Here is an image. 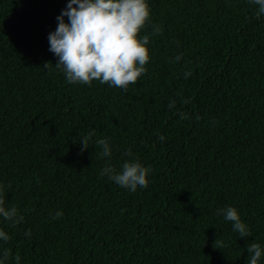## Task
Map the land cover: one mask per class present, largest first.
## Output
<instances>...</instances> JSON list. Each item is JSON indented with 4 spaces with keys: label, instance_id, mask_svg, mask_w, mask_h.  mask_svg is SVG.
<instances>
[{
    "label": "trees",
    "instance_id": "obj_1",
    "mask_svg": "<svg viewBox=\"0 0 264 264\" xmlns=\"http://www.w3.org/2000/svg\"><path fill=\"white\" fill-rule=\"evenodd\" d=\"M68 2L0 0V186L24 217L0 218L11 237L0 254L11 249L8 264L17 254L19 264H247L248 244L264 247V14L251 0H147L138 35L161 31L147 71L120 88L70 83L56 68L48 37ZM129 149L151 168L135 192L100 175ZM229 206L249 237L218 214Z\"/></svg>",
    "mask_w": 264,
    "mask_h": 264
},
{
    "label": "clouds",
    "instance_id": "obj_2",
    "mask_svg": "<svg viewBox=\"0 0 264 264\" xmlns=\"http://www.w3.org/2000/svg\"><path fill=\"white\" fill-rule=\"evenodd\" d=\"M251 3L258 6L257 17L264 14V0H251ZM65 17H68L67 22ZM149 19L147 0H69L67 7L57 17V29L48 37L49 51L59 57L56 68L64 73L70 83L90 84L98 80L101 84L110 82L112 86L120 88L134 84L147 71L145 65L149 61L150 35H158L161 31L154 26L151 34L140 37L138 34ZM52 64L48 61L43 66L51 70ZM92 135L94 133H89L79 141L82 144L81 151L90 147L89 139ZM94 145L101 149V156L111 157L112 147L107 139H99ZM125 155L128 159L124 160L119 170L108 164L100 175L107 176L110 181L132 192L138 187L146 188L151 168L136 159L130 149ZM220 213L232 223V230L239 237L251 235L237 208L229 206L218 210V214ZM62 215L63 212L58 211L53 219H59ZM0 218L10 222L12 226L20 224L24 219L17 207L4 206L2 186ZM25 235H30V230ZM10 238L5 230L0 229V241L6 244ZM216 243L217 241L214 247ZM247 252V264H258L264 256V247L252 242L248 244ZM11 255V249H3L0 264H8ZM15 261L19 264L18 254Z\"/></svg>",
    "mask_w": 264,
    "mask_h": 264
}]
</instances>
